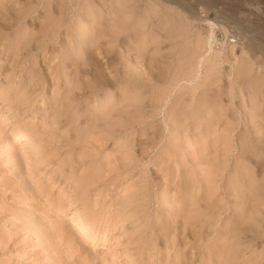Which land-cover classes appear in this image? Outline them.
<instances>
[{
  "label": "rangeland",
  "instance_id": "rangeland-1",
  "mask_svg": "<svg viewBox=\"0 0 264 264\" xmlns=\"http://www.w3.org/2000/svg\"><path fill=\"white\" fill-rule=\"evenodd\" d=\"M0 264H264V0H0Z\"/></svg>",
  "mask_w": 264,
  "mask_h": 264
},
{
  "label": "bare ground",
  "instance_id": "bare-ground-1",
  "mask_svg": "<svg viewBox=\"0 0 264 264\" xmlns=\"http://www.w3.org/2000/svg\"><path fill=\"white\" fill-rule=\"evenodd\" d=\"M192 14H194V17H193V19H195V21L197 20V21H200V22H204V23H206V24H208V26H209V32H208V34L204 37V39L203 40H201L200 38V40L202 41V43L201 44H203V47H204V51H202V52H204L203 54L205 55V61H208V62H211V65H214V58H218L217 60H219V58H220V52L219 51H213L212 50V48H211V41H212V35H213V29L215 28V27H219V25L220 24H218V20H215V19H210V18H207V17H204L203 15L202 16H200V15H198V14H196V13H192ZM191 14V15H192ZM190 15V17L192 18V16ZM221 22V21H220ZM219 22V23H220ZM221 28V27H220ZM197 37V36H196ZM195 37V38H196ZM197 39V38H196ZM195 44V43H194ZM199 45V44H198ZM197 45V46H198ZM202 47V46H201ZM230 47V52L232 53V51H233V45H230L229 46ZM228 55V54H227ZM231 56V55H230ZM225 57V56H224ZM201 60L203 59L202 57L200 58ZM242 64V63H241ZM201 65V64H200ZM239 66V65H238ZM243 67V66H242ZM245 67V66H244ZM236 68V67H235ZM234 68V69H235ZM240 68V67H239ZM237 70H238V68H237ZM241 70V69H240ZM239 70V71H240ZM239 73V72H238ZM240 73H242L241 71H240ZM247 73V72H246ZM238 75V74H237Z\"/></svg>",
  "mask_w": 264,
  "mask_h": 264
},
{
  "label": "built area",
  "instance_id": "built-area-1",
  "mask_svg": "<svg viewBox=\"0 0 264 264\" xmlns=\"http://www.w3.org/2000/svg\"><path fill=\"white\" fill-rule=\"evenodd\" d=\"M235 40L234 38H231L230 35H223L220 33H217L215 35H213L212 37V43L218 47H221L223 45V43H234Z\"/></svg>",
  "mask_w": 264,
  "mask_h": 264
}]
</instances>
